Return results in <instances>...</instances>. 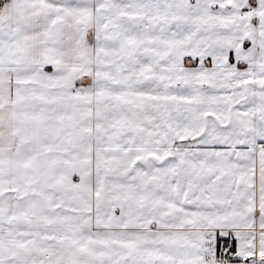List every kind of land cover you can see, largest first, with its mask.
Here are the masks:
<instances>
[{
    "label": "snow or ice",
    "instance_id": "6c2138e0",
    "mask_svg": "<svg viewBox=\"0 0 264 264\" xmlns=\"http://www.w3.org/2000/svg\"><path fill=\"white\" fill-rule=\"evenodd\" d=\"M0 264H264V0H0Z\"/></svg>",
    "mask_w": 264,
    "mask_h": 264
}]
</instances>
